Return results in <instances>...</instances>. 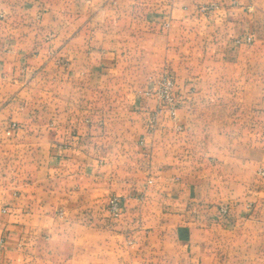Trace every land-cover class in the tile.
<instances>
[{"label":"crops","instance_id":"1","mask_svg":"<svg viewBox=\"0 0 264 264\" xmlns=\"http://www.w3.org/2000/svg\"><path fill=\"white\" fill-rule=\"evenodd\" d=\"M261 62L264 0H0V264H264Z\"/></svg>","mask_w":264,"mask_h":264},{"label":"built area","instance_id":"2","mask_svg":"<svg viewBox=\"0 0 264 264\" xmlns=\"http://www.w3.org/2000/svg\"><path fill=\"white\" fill-rule=\"evenodd\" d=\"M218 5L210 4L201 9L203 13H210L218 9ZM251 37L247 38V41H250ZM150 82L152 88L145 90L143 95L152 100L155 104V108L149 117L148 125L149 127H154L156 124L157 116L159 113L166 111L171 117H174L175 111L179 107V97L177 94V85L175 77L172 73L167 70H163L158 76L151 78ZM17 127L16 123H11L10 129L7 131V134L10 135L11 130ZM261 175L264 176V170L261 172ZM109 211L113 217H119L123 211V204L120 199L113 197L109 202ZM220 212L222 214H227L228 207H220Z\"/></svg>","mask_w":264,"mask_h":264},{"label":"rangeland","instance_id":"3","mask_svg":"<svg viewBox=\"0 0 264 264\" xmlns=\"http://www.w3.org/2000/svg\"><path fill=\"white\" fill-rule=\"evenodd\" d=\"M214 4V3H213ZM217 5V4H216ZM219 8V7H218ZM217 10V9H216ZM216 10H214V11H211L209 14L208 13H205V14H208V15H211V14H213ZM261 37H263V33H262V35H261ZM252 42H253V38H251V40L250 41H248V43H249V46H251L252 45ZM259 67H260V69H263L264 68V63L263 62H261V63H259ZM165 70H167V69H165ZM167 71H169V70H167ZM170 73H172L171 71H169ZM173 74V73H172ZM173 76H174V74H173ZM175 77V76H174ZM175 81H176V78H175ZM177 85V84H176ZM177 94H178V91H177ZM178 97H179V94H178ZM154 103V102H153ZM179 104H180V99H179ZM155 105V104H154ZM155 108V107H154ZM200 160H202V159H200ZM262 172V171H261ZM261 174V173H260ZM264 177V176H263ZM117 198V197H116ZM119 199V198H118ZM108 206H109V204H108ZM108 208V211H109V207H107ZM109 213H110V211H109ZM122 213H123V211H122ZM110 215H111V213H110ZM112 216V215H111ZM121 216V215H120ZM119 216V217H120ZM119 217H113L112 216V218H115V219H117V218H119Z\"/></svg>","mask_w":264,"mask_h":264}]
</instances>
